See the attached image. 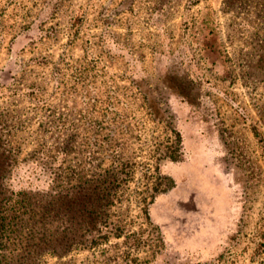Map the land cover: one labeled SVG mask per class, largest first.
<instances>
[{
    "label": "rangeland",
    "instance_id": "rangeland-1",
    "mask_svg": "<svg viewBox=\"0 0 264 264\" xmlns=\"http://www.w3.org/2000/svg\"><path fill=\"white\" fill-rule=\"evenodd\" d=\"M56 3L0 0V264H264V0Z\"/></svg>",
    "mask_w": 264,
    "mask_h": 264
},
{
    "label": "crops",
    "instance_id": "crops-1",
    "mask_svg": "<svg viewBox=\"0 0 264 264\" xmlns=\"http://www.w3.org/2000/svg\"><path fill=\"white\" fill-rule=\"evenodd\" d=\"M56 1L57 0H42L39 6L37 0H34V3L33 0H11V6L14 7L15 8L14 10L17 12L15 16V21L16 19H19L20 21L18 23L21 25V27H19L17 31L14 32V35L9 38L17 42L38 39L40 37L39 33L43 32L41 25H43L47 19H50V17H52V14H55L54 12L58 8V4L56 3ZM46 8H48L51 11L50 14H46V17L44 18L43 11L46 10ZM78 20H79L78 18L75 19L73 17L69 25H73L74 23H77ZM201 139L202 138L197 139L199 141V145H198L199 147L202 146L203 144L201 142L203 139L202 140ZM205 143L206 145L204 146V148H213L212 153H214L217 144L215 145L214 143H208V141ZM200 158L201 157L196 156V153L194 154L192 153L189 157L190 161L189 162L183 161L181 164L192 165V163H194L196 160H198V162L200 163L201 162Z\"/></svg>",
    "mask_w": 264,
    "mask_h": 264
},
{
    "label": "trees",
    "instance_id": "trees-1",
    "mask_svg": "<svg viewBox=\"0 0 264 264\" xmlns=\"http://www.w3.org/2000/svg\"><path fill=\"white\" fill-rule=\"evenodd\" d=\"M9 198H10V197H7L6 200H9ZM14 216H15V215H14ZM12 217H13V215L10 216V217L7 218V219H6L5 217H3L2 220H1V222H0V225H6V227H7V226L9 227V226L11 225V223H12V220H11Z\"/></svg>",
    "mask_w": 264,
    "mask_h": 264
}]
</instances>
